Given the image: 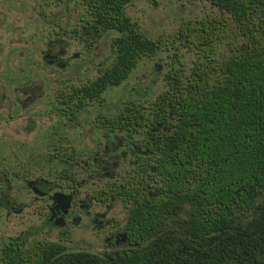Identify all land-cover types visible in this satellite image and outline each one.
Wrapping results in <instances>:
<instances>
[{
  "label": "trees",
  "instance_id": "obj_1",
  "mask_svg": "<svg viewBox=\"0 0 264 264\" xmlns=\"http://www.w3.org/2000/svg\"><path fill=\"white\" fill-rule=\"evenodd\" d=\"M76 1L80 41L115 33L110 65L69 94L83 107L162 52L166 38L132 21L125 9L134 0ZM196 1L215 14L183 22L170 36V47L194 54L188 73L169 69L154 99H130L97 118L107 129H151L135 134L144 137L136 142L146 158L111 185L130 194L127 228L141 246L128 255L157 254L160 264H264V0ZM147 186L157 196L132 195Z\"/></svg>",
  "mask_w": 264,
  "mask_h": 264
},
{
  "label": "rangeland",
  "instance_id": "obj_2",
  "mask_svg": "<svg viewBox=\"0 0 264 264\" xmlns=\"http://www.w3.org/2000/svg\"><path fill=\"white\" fill-rule=\"evenodd\" d=\"M78 8L75 0L66 4L56 0H0V172L30 179L46 171L56 174L61 165L47 159L48 153H53L48 145L52 142L57 143L59 153L70 152L73 147L80 157L96 152L94 144L100 141L101 134L99 130H91L97 128L96 118L113 116L116 108L130 99H154L165 87L164 74L169 69L184 70L187 74L194 54L180 46L170 47V36L181 23L216 12L209 3L196 0L129 3L126 13L142 32L150 37L166 38L163 51L142 59L119 86L104 91L100 101L87 104L74 123L64 125L67 131L59 129L57 133L58 121L67 120L51 113L56 97L91 80L99 68L109 66L113 60L110 41L114 32L99 36L90 47L77 38L74 30L79 25ZM56 39L65 50L62 55L65 67L48 66L51 57L44 58L47 43ZM25 85L32 86L39 97L27 107H21L15 94L16 89ZM31 160H37V164ZM132 167H136L132 158L124 160L116 177L124 180ZM80 174L87 176L85 170ZM11 182L16 201L30 203L33 194L23 187L22 180L12 178ZM104 186H107L105 179H97L88 184V190L99 191ZM32 210L33 206L28 207L19 217L0 211V238L19 233L29 220L38 225L41 218L29 216ZM124 214L125 209L114 204L106 217L121 223ZM72 230L71 239L93 246V251L102 250L103 236H92L89 225Z\"/></svg>",
  "mask_w": 264,
  "mask_h": 264
},
{
  "label": "flooded vegetation",
  "instance_id": "obj_3",
  "mask_svg": "<svg viewBox=\"0 0 264 264\" xmlns=\"http://www.w3.org/2000/svg\"><path fill=\"white\" fill-rule=\"evenodd\" d=\"M67 1L60 0V3L66 4ZM93 43L95 41L84 42L87 47ZM58 44L57 39L47 43L44 58L51 57L48 66H66L62 60L65 50ZM89 81L73 86L69 91H63L56 97L51 113L55 114L56 118L66 119L67 122L58 121L55 132L58 133L59 129L67 131L64 125L71 124L68 122L74 123L87 104H93L102 99V96L89 99L86 105L81 107L79 97H69L74 88L81 87ZM15 95L16 103L21 107H27L35 101L36 97H39L34 93L33 87L28 85L16 89ZM96 122L94 125L96 124L98 129L91 130L94 132L99 130L101 134L100 141L94 144L95 149L97 145V151L94 149L96 151L94 153L80 157L76 154L74 147L70 152L59 153L56 142L48 144L52 147L53 153H48L47 159L61 165V169L56 174H49L46 171L44 175L30 179L25 175L18 176L13 173L8 175L7 172H0V211H4L7 216L19 217L26 213L28 207L33 206L29 216L41 218L38 225L29 220L19 233L0 238V264H82V262L96 264V260L102 264H160L157 254L154 256L128 255L129 252L141 246L134 234L127 228V206L131 201L125 197L130 194L121 191L114 192L111 188L113 181H119L116 177L117 170L124 160L132 158L134 165L137 166L140 160L146 158V146L136 142L138 139L143 140L144 137L138 138L135 134L147 133L151 129L114 130L98 127V122ZM130 131L134 134L130 135ZM32 161L37 164V160L30 162ZM81 170H85L87 176H82ZM12 178L21 179L23 187L31 191L33 198L30 203L29 201L18 202L13 197ZM97 179H105L107 183L105 192L95 189L88 190V184ZM154 192L150 186H147L146 191L134 192L132 195L140 198L152 197L156 195ZM114 204H120L125 209L121 223L106 217ZM96 206L103 209L95 210ZM81 225L83 227L89 225L92 236H103V248L100 252L93 251L91 249L93 246H87L70 238L74 232L72 229ZM81 252L92 256L82 259Z\"/></svg>",
  "mask_w": 264,
  "mask_h": 264
}]
</instances>
